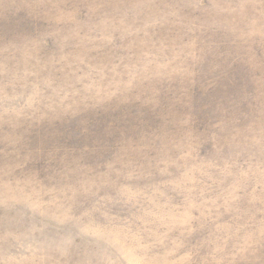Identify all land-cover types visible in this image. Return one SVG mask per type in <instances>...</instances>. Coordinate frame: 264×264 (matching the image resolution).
<instances>
[{
  "label": "rangeland",
  "instance_id": "obj_1",
  "mask_svg": "<svg viewBox=\"0 0 264 264\" xmlns=\"http://www.w3.org/2000/svg\"><path fill=\"white\" fill-rule=\"evenodd\" d=\"M0 264H264V0H0Z\"/></svg>",
  "mask_w": 264,
  "mask_h": 264
},
{
  "label": "trees",
  "instance_id": "obj_2",
  "mask_svg": "<svg viewBox=\"0 0 264 264\" xmlns=\"http://www.w3.org/2000/svg\"><path fill=\"white\" fill-rule=\"evenodd\" d=\"M217 89H218V88H217ZM215 90H216V88H215V89H212V90H210V91H208V93L210 92L208 95H211V96H212V98H211L210 96H209V97L211 98V101H213V102H216V98H215L216 95L214 94ZM218 108H219V107H216V109H218ZM213 109H214V108H213ZM208 110H209V112H210V108H208ZM220 110H221V108H220Z\"/></svg>",
  "mask_w": 264,
  "mask_h": 264
}]
</instances>
